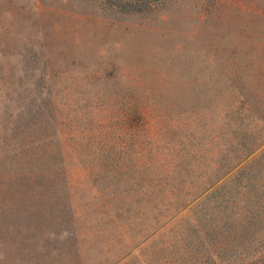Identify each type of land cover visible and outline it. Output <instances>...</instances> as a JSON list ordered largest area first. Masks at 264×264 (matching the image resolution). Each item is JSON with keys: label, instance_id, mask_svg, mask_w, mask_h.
<instances>
[{"label": "rangeland", "instance_id": "1", "mask_svg": "<svg viewBox=\"0 0 264 264\" xmlns=\"http://www.w3.org/2000/svg\"><path fill=\"white\" fill-rule=\"evenodd\" d=\"M0 174V264H264V0H0Z\"/></svg>", "mask_w": 264, "mask_h": 264}, {"label": "trees", "instance_id": "2", "mask_svg": "<svg viewBox=\"0 0 264 264\" xmlns=\"http://www.w3.org/2000/svg\"><path fill=\"white\" fill-rule=\"evenodd\" d=\"M129 1H131V0H129ZM61 138H59V137H57V136H55L54 138H52V142L53 141H55L54 142V144H52V146L50 145L49 147H48V150L46 151V153H45V162H48L49 160H50V155L51 154H53V152H54V150H56L57 152H60L61 151V147L59 146V140H60ZM49 144H50V142H49ZM58 145V146H57ZM51 153V154H50ZM60 158H61V156H60ZM58 166H61V164H58ZM2 178V175L0 174V179ZM31 181H32V179L31 178H29ZM195 223L193 224L194 225V227L197 229V231H201V226H202V224H201V220L198 218V217H196L195 218Z\"/></svg>", "mask_w": 264, "mask_h": 264}]
</instances>
